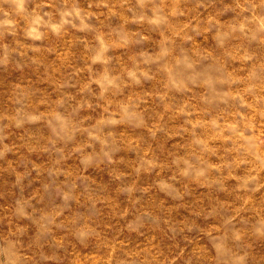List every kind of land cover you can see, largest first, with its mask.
<instances>
[{"label": "rangeland", "instance_id": "374dc122", "mask_svg": "<svg viewBox=\"0 0 264 264\" xmlns=\"http://www.w3.org/2000/svg\"><path fill=\"white\" fill-rule=\"evenodd\" d=\"M0 264H264V0H0Z\"/></svg>", "mask_w": 264, "mask_h": 264}]
</instances>
